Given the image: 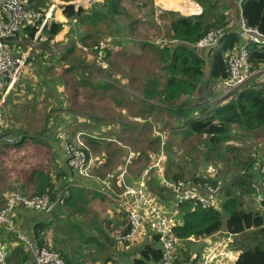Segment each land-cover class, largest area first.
<instances>
[{
    "label": "trees",
    "instance_id": "trees-1",
    "mask_svg": "<svg viewBox=\"0 0 264 264\" xmlns=\"http://www.w3.org/2000/svg\"><path fill=\"white\" fill-rule=\"evenodd\" d=\"M61 1L62 14L70 27L68 35L64 41L57 42L56 37L64 30V23L55 20L46 22L27 65V68L29 66L36 68L39 79L36 80L37 82L25 81L27 93H22L21 96L27 100L26 102L14 103L13 100L7 99L4 105L8 104V106L2 107L1 114L4 118L2 131L14 138L15 142L7 141L9 144H6L5 139L0 138L3 142L0 146V193L8 194L18 188L26 193L28 186L31 185L34 186L31 195L49 194L54 198L56 192L64 191V203L56 207L58 208L56 211L61 213L62 210L70 220L74 221L75 218L71 230L78 231L86 244L95 242V247L100 248L101 251L109 246L105 242H109L110 245L115 243L111 235L115 229L112 228L111 218L98 215L91 205L99 201L102 206L115 211L114 201L96 189L88 190L73 185L70 179L74 173L69 168L57 170L56 164L52 163V159L57 157L52 154L44 136L50 131L49 120L54 117L55 112L63 110V105L56 107L50 105L48 91L54 82L51 71H57L55 76L58 77L57 84L63 88L61 96L66 111L74 115L78 114V110L75 102L70 98L76 93L77 84L84 88L94 87L93 90L96 92L104 93L98 97L102 98L101 96L106 95L117 103L125 101L128 96L132 97L133 93L125 92L112 83H118L116 80L112 79L111 82L106 79L109 76L106 73H110L114 66L115 53L119 51L126 53L127 44L134 42L138 26L143 25L140 17L147 18L156 25L157 5L154 0H137L139 2L135 14L125 7L127 0H99L88 7L79 5V0ZM197 1L203 9L200 14L193 12L196 11L197 6H194L191 0H181L180 9L188 11L192 16H184L173 10L159 14L167 23L165 25L168 27L167 35L171 38L168 43L172 45L163 44L164 41L159 44L147 42V38L133 43H138L141 47H154L157 60L156 74H158L156 76L154 73L153 77L145 74L142 83L138 86L139 96H134L138 104H141L136 110L143 118L155 113L154 117L158 123L165 122L163 131L173 135L172 139L162 141L160 136L154 137L153 133L149 132L145 139L151 143L157 142L159 146L163 144L161 152L167 155L164 169L159 173H162V182L158 176L152 174L147 182L148 188L165 201H169L172 199V193L162 184L163 179L170 182L209 181L218 189V180L215 177L199 175L202 161L219 168L221 165L234 167L235 178L228 187H225L220 207L203 208L195 202L182 203L178 210L181 222L174 228V233L179 240L185 241L188 247L193 243L188 241L190 237L206 238L224 230L236 236L232 249L235 244L239 246V255L233 264H264V214L245 209V197L256 196L254 184L257 172L254 169L264 166V160L259 161V158L252 154L244 160L241 148L230 142L234 138L237 140L244 136H258L264 132V83L250 81L243 88L232 91L221 106L212 104L200 109L198 104H190L187 98L194 95L202 83L222 85V82L228 78L227 54L236 49L241 41L238 33L227 27L229 19L226 8L233 9L236 0ZM51 2L52 0H28V6L44 13ZM195 4L198 5L196 1ZM240 5L242 17L247 25L256 27L264 33V0H242ZM239 13L237 9V14ZM41 22L42 20H39L23 29L22 35L26 41H31L35 37L40 30ZM211 30L220 34V42L217 48L210 50L209 59H206L192 48V44ZM107 38H112L117 50L111 51L109 48L105 50L103 60L107 63V67L104 71L102 62L96 61L97 51L94 47ZM249 53L250 60L255 65L264 62V51L251 46ZM208 64L210 66L208 79H205V68ZM97 67H100L101 73L96 72ZM92 79L94 83L90 84ZM22 81L23 78L15 85L16 88L21 84L20 91L17 92L23 90ZM34 83H38L39 87L36 88ZM255 85L259 86L253 88ZM35 88L37 91L32 93ZM114 89L120 93L119 99L116 94L110 92ZM30 94L32 97L27 98ZM33 115L43 119L40 128L37 127L38 122ZM100 121L102 125L94 127L100 129L104 126L105 128L100 132L96 131L95 134L84 129L87 132L85 133L87 139L100 141L99 143L106 145L103 140H106V134L110 133L114 138L108 137L109 142L123 141L117 137L116 131L107 129V124H104L107 120L100 118ZM158 123H155L154 128L160 127L161 123ZM176 135H179V138L174 140ZM137 140L139 138L132 140V143ZM104 151L106 162L99 168L100 176H103L102 171L107 166L106 163L112 161L113 156L119 153L124 154L125 157V151L129 152V149L125 148L122 151L118 144L117 149L108 151L104 148ZM4 207L3 197L0 209ZM261 207L264 211V201L261 202ZM120 213L124 218L126 214L124 209H121ZM88 216V222L84 223V219ZM44 224L48 226L41 224L36 227L34 236L36 243L48 245L61 253L66 264L71 263L74 254L72 248L58 247L56 240L51 244L46 240L51 230L60 229V224L55 225V222ZM41 229L43 232L40 231ZM117 229L121 230V234H126L129 232L128 222L124 219ZM88 237L91 241L86 240ZM187 247L182 248L185 261L199 264L198 259L204 253V245L194 252L196 254L194 257L187 252ZM85 250L86 247L80 251L81 255ZM28 254L20 251L19 256V252L15 251L10 258L7 256V263L26 264ZM162 256L158 236H154L149 242L141 245L139 255L132 259V264H160Z\"/></svg>",
    "mask_w": 264,
    "mask_h": 264
},
{
    "label": "built area",
    "instance_id": "built-area-1",
    "mask_svg": "<svg viewBox=\"0 0 264 264\" xmlns=\"http://www.w3.org/2000/svg\"><path fill=\"white\" fill-rule=\"evenodd\" d=\"M55 8L56 3L54 2L46 13H40L28 6V0H0V132H3L4 128L2 107L10 91L27 68L41 29L47 21H60L54 15ZM39 20H42L40 30L31 41H26L22 35L23 29ZM65 22H62L64 27H66ZM236 32L241 41L236 49L227 54L229 76L222 82V85L231 92L243 88L252 80L257 83H264V62L255 65L250 60L249 53L251 46L264 51V33L256 27L247 25L242 17L239 22V30ZM163 41L160 39L155 43L159 44ZM219 42L220 34L211 30L192 44V48L196 52L202 49L211 50L217 48ZM94 48L97 51L96 61L102 62V68H106L107 63L103 60L105 50L107 48L111 51L117 50L112 38L101 41ZM258 86L255 85L253 88ZM83 135V132H78L70 140L66 128L58 133L64 147L67 166L74 175L86 179L85 186L87 188L96 189L109 196L120 208L124 209L129 223V232L117 234L116 241L132 244L142 235H146L150 239L158 236L163 254L160 264H190L188 261L180 259L179 246L183 242L174 233V228L180 223L179 207L184 202H195L203 208L218 207L216 187L209 181L177 180L170 182L163 179L164 184L171 190L174 197V204L169 209L166 204L158 200V197L148 190L145 182V176L150 170L157 168L160 172L162 171L160 167L164 158L163 151L159 153L158 161L150 165L139 182L129 183L125 176L128 166L132 162L130 151L125 157V164L122 169L103 176L96 175L94 168L99 159L90 155ZM112 140L115 141V139ZM160 176L162 177V173ZM254 189L256 198L261 204L264 201V166L259 168ZM64 199L62 191L57 192L54 198L49 194L30 195L12 191L5 196V207L0 209V231L3 226H8L10 231H16L14 225L16 209L21 208L48 214L62 205ZM210 237L200 239L190 237L188 239V241L204 242V253L198 259L199 264H218V260L222 257L233 255L234 235L226 233L225 237L213 240ZM21 240L32 253L35 264H66L61 253L48 245L36 244L25 236H22ZM7 253L6 245L0 237V264H8Z\"/></svg>",
    "mask_w": 264,
    "mask_h": 264
},
{
    "label": "rangeland",
    "instance_id": "rangeland-1",
    "mask_svg": "<svg viewBox=\"0 0 264 264\" xmlns=\"http://www.w3.org/2000/svg\"><path fill=\"white\" fill-rule=\"evenodd\" d=\"M99 1V0H93L92 3ZM165 2V0H155V2L157 3V10L158 11H162V12H166L169 10H173V11H178L180 14L184 15V16H191L189 15L188 11L184 10V9H180L177 8L172 9L170 8L168 5L164 4L163 2ZM168 1V0H167ZM193 1V0H192ZM196 1V0H194ZM83 2V6L88 7L89 4V0H79L78 4ZM139 1H130L127 0V2L125 3V7H127L130 11H132L133 13L136 14V7L138 5ZM197 2V1H196ZM61 4H63V2L61 1V3L59 4L61 6ZM198 4V2H197ZM52 5V4H51ZM51 5L49 7H51ZM56 6L55 8V17H58V10L60 9V7ZM199 6V4H198ZM182 10L185 13L179 11ZM198 10V7H196V11ZM235 15V19H234V24L236 23L237 18L239 17L238 14L235 12L233 14L232 17H230V19H232ZM140 19H142V26H138L137 32L135 33L136 38L134 39V42H139L142 39L147 38V42H152L155 43L156 41H160V39H163L165 43H168L170 41V37L167 35V30L168 27H166L165 25L167 24L166 22L163 21V17L162 15H159L158 13L155 12V22L156 25H153V23L148 20L147 18H142L140 17ZM145 19V20H144ZM67 25H69L68 22H66ZM67 28H65L57 37H56V41H63V37L66 35H68V31H66ZM70 29V27H69ZM66 34V35H65ZM134 42L128 43L127 47L128 49L125 51L126 53L123 52V54H119L120 51L118 53H115V57H114V66L111 68L110 70V74H114L115 71L117 73H120L122 75H129V79H132V77L134 75H140L138 81L136 82H127V86L128 88H130L129 90L132 91L134 94H139L140 90H139V84L142 83V80L144 79L145 74H148L150 76L153 77L154 73L156 74V68H157V60L155 58V49H153L154 47L152 46L150 48V46H145V47H141L138 43L137 44H133ZM168 45H172L169 44ZM159 46V45H157ZM206 51V50H205ZM198 53L202 56L205 57L206 59H209L208 56H204L203 53L204 51H198ZM209 69V67H208ZM207 67L205 68V72H207ZM98 71V73H101V69L100 67L96 68V72ZM105 71V70H104ZM51 74L54 76L52 78V80H54V82H52L53 84L51 85V89L48 91L49 95H52V100L50 104H54V102L58 104L57 101V97H59L58 95H61L60 93H62L63 88L61 86H59L57 84L58 81V77H56L55 75L57 74V71L52 70ZM105 74V73H104ZM34 75L36 77V79L33 78ZM158 74H156L157 76ZM70 77V76H69ZM23 78V85H26V80H30V81H34L37 82L36 80H38L39 78L37 77V71L35 67H31L29 66V68L25 69L19 79V81ZM56 80V81H55ZM18 81V82H19ZM116 81H119L116 79ZM17 82V83H18ZM16 83V84H17ZM77 83V82H74ZM94 81L93 79L90 80V84H93ZM15 84V85H16ZM120 84H122V81L120 82ZM20 85L17 86V91H20ZM34 86L36 88L39 87L38 83H34ZM15 87V86H14ZM34 89V91L32 93H34L35 91H37V89ZM94 87L88 88V87H83L79 84L76 85V93L74 95L71 96V101H72V97L74 99L75 102V107H77L78 110V114L76 115L79 119H81V121H84L85 123H89L90 126L92 127H98L102 125V121H100V118H107L110 119L112 121H106V123H104L107 127V129H109L112 132H117V137H123L124 134H126L125 138L123 139V141H121L120 143H123L124 145H128L127 147L129 149H131V151L136 155H138L137 157L138 160H135L133 162V164L130 166V177L134 176L135 174H139L146 166H150L153 165L154 163H156L158 161V159L160 158L159 153L162 150L163 144H161V146H159V144L157 142H150V141H146L145 139L148 137L147 135H149L148 129L143 130L142 132H138L135 129H139L141 127L147 128L150 127V125H145L141 122H137V120H135V115L136 114V109L137 107H139L138 104L139 102H137L134 98V95L132 97L128 96V99H126L125 101L121 102L119 105L116 101H114V99H110L108 98V96L104 95L101 96L102 98L98 97L100 95H103L104 93L99 91L96 92L95 90H93ZM62 89V90H60ZM15 92V97H19L18 98V103H22V102H26L27 100L21 96V94L23 93V90L21 92ZM207 91V89H206ZM110 92L116 94V97H120V93H117V90H110ZM56 93V99L54 97ZM59 93V94H57ZM232 92L227 90V88H225L223 85L222 86H217L214 88V90H212L211 95L212 96H219L221 94H224V97L228 96L229 94H231ZM204 94H205V90L201 89L200 93H198L199 97L197 99L198 100V105L200 106V109L202 108H206L207 106H210L209 103L207 104V99H204ZM223 97V98H224ZM60 100H62L63 98H59ZM56 107V105H55ZM136 107V108H135ZM58 109V108H57ZM62 112V111H61ZM56 113V112H55ZM65 114H68L67 112H65ZM33 118L35 120H37L38 125L37 127L40 128L43 125V119H41L38 115H33ZM51 120V119H50ZM49 120V121H50ZM52 121V120H51ZM113 121H118L117 123L113 122ZM121 121V122H119ZM161 123V122H160ZM80 126H82L79 123H75L74 126L72 127L73 133L77 130L80 131ZM162 126V123L160 124V127ZM69 128V126H68ZM129 128H135V129H129ZM70 129V128H69ZM67 130V128H66ZM84 133L83 135V139L85 141L86 146L89 149L90 155L93 156L94 158H96L97 155H95L92 151V149L90 148V146L87 144V138H86V131H82ZM154 137H157L160 135L159 130L154 128ZM144 137V138H143ZM162 141H165V137L164 136H160ZM167 137L173 138L172 136H170L169 134L167 135ZM68 138L70 139V137L68 136ZM135 138V139H132ZM136 138H139V140L137 141H133L132 140H136ZM179 138V135H176V138L174 140H177ZM142 139V140H140ZM6 144L11 143L8 140H5ZM9 143H8V142ZM105 143H107L106 140H103ZM233 145H236L237 148H241V154H243L244 160L246 159V157L250 156L251 154L253 156H257L259 158V161H263L264 160V132H261L258 136H244L242 137V139H237L230 141ZM3 145V142L0 141V146ZM185 146V145H184ZM99 147H101V149H104V145L102 143H99ZM117 149L118 146L112 145L110 146L111 148ZM161 147V149H160ZM160 149V150H159ZM159 150V151H158ZM131 153V152H130ZM114 160L119 164V162L121 161V159L123 158H119L117 156H113ZM125 160V157H124ZM259 161H257V164L259 163ZM201 169H200V174L199 175H206L207 177H212V178H216L218 180V199L220 200V203L223 200V194H224V189L225 187H228L232 180L235 178V174H236V170L234 169V167L229 166V167H225V166H220V168L218 166H210L208 163L202 161V164H200ZM196 167V168H199ZM106 169H110V167H107ZM108 171V170H105ZM254 171H256L257 173H259V167H256L254 169ZM77 176V175H76ZM92 208H94V210L96 211V213L102 217H109L107 212V207L106 206H102L100 205V203L98 201H95L93 203V205H91ZM55 208L51 213L48 214H42V212L39 213H35V211H27L29 213L32 214H27V220L30 219L31 215H34L35 220L38 222L39 225L41 223H49V221H55L59 224H61V228L59 230H53L50 234H49V238H48V242L49 244L52 242L53 239H56L59 241V239H57L58 236H60L63 231H66L68 229L73 228L71 226V224L75 221L70 220L66 217V214L64 212L59 213L58 211H56ZM245 209L247 210H251V211H259L261 212V214H264V211L262 210L261 204L258 202L256 196H246L245 197ZM111 212V211H110ZM118 213H114V218L111 219L113 221V223H117L119 222L121 219H123V216L121 215V213H119L120 211H117ZM113 213V212H111ZM107 215V216H106ZM110 215V214H109ZM112 215V214H111ZM25 220V222L27 221ZM6 228V227H5ZM42 231V229L40 230ZM68 233L70 235H72L71 240H69V242H67L65 245L67 246V248H74L77 247L81 250H83V248H88L91 251H99L96 247L91 246L90 244H86L81 238H80V233L78 231H68ZM65 234V233H64ZM66 237H68L67 235H65ZM88 236V235H87ZM238 239V238H237ZM236 239V240H237ZM248 242H250V236H248ZM19 240V239H17ZM86 240H90V238H86ZM91 241V240H90ZM94 244H96L94 242ZM182 244V246H181ZM184 245V246H183ZM135 246V247H134ZM92 247V248H91ZM141 247L140 243H137L136 245H129L128 248H125L124 252H125V256H123L128 262V256L132 255L135 253V250H139ZM186 243H180L179 246V253H180V259L182 260H186L185 255H183L182 252V248L186 249ZM239 246H236V244L234 245L233 248V255L238 253L239 254V250H238ZM188 250L187 252H189L192 257H194L196 254L194 253L196 251V247H195V243H190L189 246L187 247ZM116 250V254H119L118 252H120L119 249H115ZM118 251V252H117ZM76 252V251H75ZM114 254V252H113ZM237 254V255H238ZM86 255V254H85ZM120 255H116V257H118ZM76 257H79L78 255H76ZM201 257V256H200ZM86 258H90V254L86 255ZM85 263H88L89 261L84 260Z\"/></svg>",
    "mask_w": 264,
    "mask_h": 264
},
{
    "label": "crops",
    "instance_id": "crops-1",
    "mask_svg": "<svg viewBox=\"0 0 264 264\" xmlns=\"http://www.w3.org/2000/svg\"><path fill=\"white\" fill-rule=\"evenodd\" d=\"M155 1V0H154ZM192 1V0H191ZM197 1V0H196ZM56 3V6L58 7V5L61 3V0H60V2H57V0H52V2H51V4H53V3ZM198 2V1H197ZM240 2H241V0H236V4L234 3L233 5H234V8L232 9V8H230V7H227L226 8V10H228L227 11V13H226V15L228 16V19H229V23H228V28H231V30H235V31H238L239 30V22H240V19H241V17H242V14H241V10H240ZM192 3L194 4V6H197L198 7V10L197 11H193L194 13H201L202 12V7H201V5L199 4V2H198V4H199V6L198 5H196L195 4V1H192ZM228 3V2H227ZM226 3V4H227ZM50 4V5H51ZM155 4H157L156 2H155ZM230 4V3H229ZM59 7H60V5H59ZM231 7H232V5H231ZM49 8L50 7H48L45 11H44V13H46L48 10H49ZM158 8L156 7V13H160V12H162V11H158L157 10ZM237 9H239V11H240V13H239V17L237 18V20H236V23L234 24V19H235V15H234V17L232 18V19H230V17H232L233 16V14L236 12L237 13ZM176 10V9H175ZM59 12H58V19L60 20V21H62V22H67V20H66V18L63 16V14H62V10H61V8L58 10ZM199 13V14H200ZM54 14H55V10H54ZM198 15V14H197ZM192 16V15H191ZM243 18V17H242ZM66 22H65V25H66V27H64V29L65 28H67L66 29V31H69V26L66 24ZM66 35V34H65ZM65 36L63 37V41L65 40ZM57 42H59V41H57ZM200 50V49H199ZM206 50V51H205ZM201 51H204V53H203V55L204 56H208V54H209V52H210V50H207V49H202ZM120 54H123V53H120ZM115 57V56H114ZM114 57H113V59H114ZM207 67V69H208V67L210 68V66H209V64L206 66ZM27 69V68H26ZM103 70H104V68H103ZM208 73H209V69L207 70V72H206V78L205 79H208ZM107 75H109V76H107V78L106 79H108L109 81H111L112 79H114V80H119V81H117L118 83H115V82H112L113 84H115L117 87H119V88H122L125 92H127V91H129L130 93H133L132 91H130L129 89L130 88H128L127 86H129V85H127V82H128V80H129V82H136V81H138V79H139V76L140 75H134L133 77H132V79H129L130 77H129V75L128 76H126V75H122V74H120V73H117L116 71H115V73L114 74H110L109 72H107L106 73ZM33 76V78H35V76L34 75H32ZM122 81V84H120V82ZM19 85H21V84H19ZM27 85V84H26ZM26 85H23V87H22V89H23V93H27V90L25 89V86ZM222 86L220 83H215L214 85L213 84H206L205 82L204 83H202L200 86H199V89H198V91L194 94V95H192L191 97H188L187 98V100L190 102V104H194V105H197L199 102H198V100L199 99H197L198 97H199V95H198V93H200V91H201V89H203V90H205V94H204V99H207V104L209 103V105L211 106L212 104H214V105H218V106H221V105H223V103L226 101V100H224L225 98H226V96L224 97V94H221V95H217V96H212L211 95V92H212V90H214V88L215 87H217V86ZM18 86V85H17ZM17 86H16V88L14 87V89L12 88V90L10 91V93H9V95H8V97H7V99H11V100H13V102L14 103H17L18 102V97H15V92L17 91ZM51 87L52 86H50L49 87V90L51 89ZM206 89H207V91H206ZM60 90H62V89H60ZM57 94H59V93H57ZM61 95H62V93H60ZM134 94V93H133ZM61 95H58L59 97H57V101H58V104H59V106H61V105H63V110H62V112L61 111H57L56 112V114L54 115V117H52V121L50 120L49 121V125H50V131L47 133V135L46 136H44V139H45V141H47V143L49 144V146H50V148H51V152H52V154H54V156H56L57 158H55V159H52V163L53 164H56V169L57 170H60L61 168H67L68 169V166H67V162H66V156H65V152H64V147H63V144H62V142L60 141V139H59V136H58V133H59V131H61L62 129H65V128H67V133H68V136L70 137V140H72L73 138H74V136L78 133V132H81V131H84V129L85 130H88V131H91V133H95L96 134V131L97 132H100L101 130H103L105 127L103 126L102 128H100V129H95L93 126L91 127L90 126V124L89 123H85L84 121H81V119H79L76 115H74V114H72V113H70V112H67L66 111V105H64V99H62V100H60L59 98H61L62 96ZM134 96H139L138 94H134ZM29 97H32V95L30 94V96H28L27 98H29ZM54 97H55V99H56V93H55V95H54ZM224 97V98H223ZM228 97V96H227ZM135 98V97H134ZM53 98H52V95H50V103H51V100H52ZM72 102H74V99H73V97H72ZM150 102H153V101H150ZM217 102H219V104L217 103ZM121 103V101L118 103L119 105H121L120 104ZM50 105H53V106H55V105H57V103L56 102H54V104H50ZM8 106V104L5 106L4 105V107H7ZM139 106V105H138ZM136 108V107H135ZM65 112H67L68 114H65ZM135 115V120H137V122H141V123H143V124H145V125H150V127H147V128H144V127H141V128H139V129H135V128H129V129H135V130H137L138 132H142L143 130H145V129H148V131H150V133L152 132L153 133V131H154V127H155V123H158L156 120H155V117H154V115H155V113L153 114V115H151V116H149L148 118H143V116L142 115H140V114H138V111L136 110V114H134ZM104 119L105 120H108V121H112V120H110V119H107V118H105L104 117ZM113 122H115V123H117L118 121H113ZM119 122H121V121H119ZM75 123H79V124H81L82 126H80V128H78V129H80V131H75L74 132V134H73V131H71L72 130V127L74 126V124ZM177 123H178V121H177ZM158 124H160V123H158ZM164 125H165V122H163L162 123V126L161 127H157V128H155L156 130L158 129L159 130V133H160V135L159 136H164L165 137V140H169V138L167 137V135H168V133L167 132H165V131H163V129H164ZM68 126H69V128H68ZM179 126V125H178ZM180 128L182 127V125H180L179 126ZM183 129V128H182ZM181 129V130H182ZM108 134V133H107ZM106 134V141H107V143H106V145H104L102 142V144L104 145V148H106L108 151H112V150H114V148L112 147L111 149H110V146H112V145H115V146H118V144L121 146V148H122V151H124L125 150V148H127V149H129L126 145H124V144H122V143H118V142H109V139H108V137L109 138H114V137H111V135H110V133L107 135ZM74 135V136H73ZM126 134H124V136L123 137H121V139H124L126 136H125ZM153 135H154V133H153ZM170 136H172L173 137V135H170ZM116 137V136H115ZM144 138V137H143ZM116 139L118 140V138L116 137ZM132 139H135V138H132ZM170 139H172V138H170ZM87 144L90 146V148L92 149V151H93V153L95 154V155H97L96 156V159L98 158L99 159V162L97 163V166L94 168V173L96 174V175H98V172L100 171L99 170V168L106 162V157H105V151H104V149H101V147H99V142L100 141H95V140H93V139H88L87 141ZM107 146H108V148H107ZM163 149V148H162ZM129 151L131 152V157H132V162L129 164V166H128V169H127V173H126V176H125V179H126V181L127 182H130V183H137V182H139L141 179H142V177H143V175L145 174V172L148 170V168L150 167V166H147L146 168H144L139 174L137 173V174H135L134 176H131L130 177V174H129V171H130V166L133 164V162L135 161V159L136 160H138V158L139 157H137L138 155H136V153L134 154L132 151H131V149H129ZM124 153V152H123ZM128 153L129 152H126L125 151V155L127 156L128 155ZM117 157H119L120 159H121V161L119 162V164L114 160V158H111V162H107L106 163V167L104 168V171H102L103 173L101 174V175H105V174H107V173H115V172H117V171H119L120 169H122V164L124 163V154L123 155H120L119 153L116 155ZM125 156V157H126ZM166 158H167V155L165 156V154H164V158H163V163L161 164V170L163 171V169H164V164L166 163ZM125 164V163H124ZM107 167H110V169H106ZM105 170H108V171H105ZM160 170H158L157 168H154V169H152V170H150L149 172H148V174H147V176H145V182H146V186H147V188H148V181H149V178H151L152 177V174L153 175H155V176H158V178H159V180L161 181V176H160ZM70 181H71V183L73 184V185H75V186H79V187H81V188H84V189H90V188H87L86 186H85V184H86V182H87V180L86 179H82V178H80V177H78V176H76V175H74L73 174V177L70 179ZM162 182V181H161ZM163 185H165L164 184V181H163V183H162ZM166 186V185H165ZM34 190V186L33 185H31V186H28V190H27V192L25 193V192H23V191H21L19 188L18 189H16L15 191H19V192H21V193H24V194H32V191ZM90 190H93V189H90ZM148 190L150 191V192H152L149 188H148ZM59 192V191H58ZM63 193H64V198H65V192L64 191H62ZM171 192V191H170ZM7 192H4V193H0V203H3V197H4V200H5V196L7 195L6 194ZM57 193V192H56ZM100 193V192H99ZM154 195H156L157 197H158V200H160L161 202H163L164 204H166L167 206H168V208L170 209L171 208V206L174 204V197H173V195H171V197H172V199L171 200H169V201H165L163 198H161L159 195H157V194H155L154 192H152ZM172 193V192H171ZM218 201L217 202H219V206L217 207V208H219L220 207V205H221V203H220V200L219 199H217ZM114 201V200H113ZM99 202V201H98ZM100 203V202H99ZM101 205V204H100ZM114 209H115V211H112V210H110V209H107V214H108V218H111V219H113L114 218V213H118L117 211H120L121 212V209L122 208H120L117 204H116V202L114 201ZM113 212V213H111V212ZM119 212V213H120ZM35 213H39V212H36L35 211ZM27 214H32V213H29V212H27V211H24L23 209H21V208H18V209H16V211H15V217H14V225H15V228H16V231H10L9 229H8V226H3L2 227V229H1V231H0V237H1V240L5 243V245H6V248H7V251H8V253H7V256H9V258H10V256L11 255H13V253L15 252V251H18L19 252V256H20V251H24V252H28L29 254H28V259H27V261H26V264H35V260H34V257H33V255H32V253L30 252V250L29 249H27V247L24 245V243L22 242V240H21V237L23 236H25V237H28L31 241H33L34 243H36V241H35V239H34V236H35V231H36V227H38V225H36V224H38V222L35 220V217H34V215H31V217H30V219L29 220H27L28 218H27ZM43 214V213H42ZM45 214V213H44ZM110 214V215H109ZM112 214V215H111ZM107 216V215H106ZM179 217H180V215H179ZM125 219V221H127V217H126V214H125V217L123 218V219H121L119 222H117V223H113L112 224V228H114L115 230H114V232L111 234V232L110 231H108V232H110V234L112 235V237H114L113 238V241L115 242L114 244H112V245H110L109 244V242H105L107 245H109V246H106L105 248L106 249H104V250H101L100 251V248H97L99 251H91L90 249H88L87 248V250H85L84 252H83V257H82V255H81V253H80V249L79 248H77V247H75V249L74 248H72L73 249V261L71 262V263H68V264H132V259L134 258V257H136V256H138L139 255V251H140V249L139 250H135V253L134 254H132V255H130V256H128V259H129V262L123 257V256H125L126 254H125V252H124V250H125V248H128V246L129 245H136L137 243H140V245H144V244H146L147 242H149L150 241V238L149 237H147L146 235H142L140 238H138L134 243H132V244H129V243H127V242H116V235L117 234H121V230L120 229H117V227H118V225H121L122 224V221ZM180 219V222H181V218H179ZM25 220H27L26 222H25ZM88 220H89V216L87 217V218H85L84 219V223H86V222H88ZM51 222H55V221H49V223H51ZM128 222V221H127ZM41 224H43V226H48V225H46V224H44V223H41ZM41 224H39V225H41ZM56 224H59V223H57V222H55V225ZM129 224V223H128ZM6 227V228H5ZM51 227H52V224H51ZM62 226H61V224H60V228H61ZM55 230H59V229H56L55 228ZM53 230H51V232H52ZM68 231H73V230H71V229H68V230H66V231H63V233L60 235V236H58L57 237V239H59V241L58 240H56V239H53L52 241H54V240H56V245L58 246V247H67L65 244L67 243V242H69V240H71V238H72V235H70L69 233H68ZM90 231V230H89ZM43 232V231H42ZM50 232V233H51ZM49 233V234H50ZM65 233V234H64ZM226 231H220V232H217V233H215L213 236H211L210 238H212V240L213 239H216V238H221V237H225L226 236ZM65 235H67L68 237H66ZM146 237V238H145ZM81 238V237H80ZM235 238H236V236H234L233 237V239L235 240ZM17 239H19V240H17ZM82 239V238H81ZM46 240H48V236H47V239ZM183 243L185 242V241H182ZM191 242H193V243H195V247H196V252L200 249V247H202V245H204V242L203 241H200V242H194V241H191ZM49 243V242H48ZM104 243V242H103ZM37 244V243H36ZM51 244V243H50ZM43 245V244H42ZM91 246H94L95 247V244H90ZM181 246H182V244H181ZM184 246V245H183ZM135 247V246H134ZM18 248V249H17ZM92 248V247H91ZM70 249V248H69ZM115 249H119L120 250V252H118L119 254H116V250ZM76 251V252H75ZM126 251V250H125ZM113 252H114V254H113ZM9 254V255H8ZM87 254H90V258H86V255ZM109 254V255H108ZM238 253H236V254H234V255H232L231 257H222L220 260H218V264H233L235 261H236V259H237V257H238V255H237ZM76 255H78L79 257H76ZM108 255V256H107ZM116 255H120V256H118V257H116ZM107 257H110V259H106ZM106 259V260H105ZM84 260H87V261H89L88 263H85V261ZM65 263H66V261H65ZM9 264V263H8Z\"/></svg>",
    "mask_w": 264,
    "mask_h": 264
},
{
    "label": "bare ground",
    "instance_id": "bare-ground-1",
    "mask_svg": "<svg viewBox=\"0 0 264 264\" xmlns=\"http://www.w3.org/2000/svg\"><path fill=\"white\" fill-rule=\"evenodd\" d=\"M163 2V1H162ZM164 4L168 5L170 8L172 9H177L180 8L181 6V0H165V2H163Z\"/></svg>",
    "mask_w": 264,
    "mask_h": 264
},
{
    "label": "water",
    "instance_id": "water-1",
    "mask_svg": "<svg viewBox=\"0 0 264 264\" xmlns=\"http://www.w3.org/2000/svg\"><path fill=\"white\" fill-rule=\"evenodd\" d=\"M92 2H93V0H89V4H92ZM82 4H83V2L79 3V5H82ZM0 138H1V139L8 140V141H10L11 143H12V142H13V143L15 142L14 138H12V137L6 135V134L3 133V132H0Z\"/></svg>",
    "mask_w": 264,
    "mask_h": 264
}]
</instances>
